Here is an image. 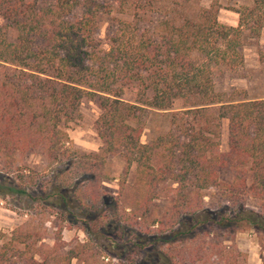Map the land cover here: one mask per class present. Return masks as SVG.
I'll return each mask as SVG.
<instances>
[{
  "label": "trees",
  "instance_id": "1",
  "mask_svg": "<svg viewBox=\"0 0 264 264\" xmlns=\"http://www.w3.org/2000/svg\"><path fill=\"white\" fill-rule=\"evenodd\" d=\"M222 7L220 0H0V189L24 196L29 212L0 230V264L246 260L236 233L264 235V96L230 98L214 78L243 66L241 47L264 28V0L224 7L238 14L236 25L219 20ZM111 8L124 17L101 40L99 18ZM257 56L264 64V45ZM83 99L100 108L96 151L76 147L68 132ZM176 100L182 106L168 129L142 141L147 110H170ZM36 147L45 157L40 171L25 162ZM112 156L124 162L117 177L107 169ZM111 179L113 194L103 188ZM212 191L224 202L215 214L205 201ZM162 196L172 203L157 217L152 204ZM32 211L53 218L51 229ZM73 226L83 239L67 242L62 231Z\"/></svg>",
  "mask_w": 264,
  "mask_h": 264
},
{
  "label": "rangeland",
  "instance_id": "2",
  "mask_svg": "<svg viewBox=\"0 0 264 264\" xmlns=\"http://www.w3.org/2000/svg\"><path fill=\"white\" fill-rule=\"evenodd\" d=\"M210 0H203V3L208 4ZM224 7L249 3L250 0H220ZM223 7V8H224ZM226 9V8H224ZM81 6H78L74 12L73 17H77L81 14ZM124 16L116 12L113 8L111 10H104L100 15L97 25V35L101 40L110 35L115 29L118 19ZM258 38H248L243 46L241 52L244 56L243 66L236 72H230L224 70L215 75V89L217 91L225 92L230 98L240 99L255 98L264 96V64L258 61L257 49L262 46ZM182 106L181 100H176L170 110H155L149 109L146 112L144 121L145 126L141 135L142 141H147L150 137L164 132L170 125V118L172 111ZM80 117L70 122L68 132L73 139L74 145L83 150L96 151L100 146V139L97 136L95 130V120L100 113V108L97 102L83 99L79 106ZM227 120H222V133L220 137V149L227 151ZM25 162L36 170H42L45 165L44 152L41 148H33L28 152ZM124 162L120 156H112L107 161V169L113 177L119 176L123 172ZM133 168H131L128 175V182L132 183ZM221 179L223 181L230 180V173L223 171L221 173ZM103 188L109 193H115L117 191L116 180H106L103 182ZM208 210L212 213L221 211L224 208V202L218 196L215 191L209 192L205 196ZM172 200L168 196H162L152 204L153 215L159 217L164 214L171 206ZM26 199L24 196L21 198L18 195L7 192L4 189H0V230L4 232L10 231L15 226L22 223L27 215H22L23 212H28L25 209ZM247 206L251 209L255 208V203L252 198L247 201ZM38 211H32L38 221H45L47 228L51 229L53 218L47 216L44 213H37ZM50 219V220H48ZM63 239L67 242L73 241L75 238L83 239V233L77 227H71L63 229ZM51 243V240H46ZM235 241L241 244L245 243L249 245L246 250V260L241 264H257L261 263V259L264 255V235H258L254 230L248 229L236 233ZM242 244V245H243ZM156 253L148 252L147 256H154ZM251 258V260H249ZM250 261V262H249ZM71 264H83L77 259H73Z\"/></svg>",
  "mask_w": 264,
  "mask_h": 264
},
{
  "label": "crops",
  "instance_id": "3",
  "mask_svg": "<svg viewBox=\"0 0 264 264\" xmlns=\"http://www.w3.org/2000/svg\"><path fill=\"white\" fill-rule=\"evenodd\" d=\"M218 18L221 22H224V23H227L230 25H236L238 22V14L236 12L229 10V9H224L223 7L219 8V10H218ZM258 39H259V42L264 45V28L262 29L261 34L258 37ZM237 244L239 247H241L243 249L247 250L249 248V245H247L245 243L244 244L242 243L243 244L242 245L240 242H238ZM249 260H251V258ZM249 264H253V263L251 262ZM257 264H259V263H257Z\"/></svg>",
  "mask_w": 264,
  "mask_h": 264
}]
</instances>
